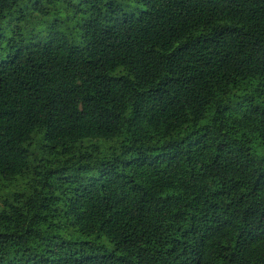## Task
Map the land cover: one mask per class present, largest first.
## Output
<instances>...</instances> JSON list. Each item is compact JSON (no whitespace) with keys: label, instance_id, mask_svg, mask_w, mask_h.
I'll return each mask as SVG.
<instances>
[{"label":"trees","instance_id":"1","mask_svg":"<svg viewBox=\"0 0 264 264\" xmlns=\"http://www.w3.org/2000/svg\"><path fill=\"white\" fill-rule=\"evenodd\" d=\"M30 6L79 37L0 41V264H264V0H0V25Z\"/></svg>","mask_w":264,"mask_h":264},{"label":"rangeland","instance_id":"2","mask_svg":"<svg viewBox=\"0 0 264 264\" xmlns=\"http://www.w3.org/2000/svg\"><path fill=\"white\" fill-rule=\"evenodd\" d=\"M55 21H57L56 23L61 24L59 27L61 31L64 30L65 32H68L69 30H75L80 18L75 16L72 11L67 12L62 10L61 13L58 14L42 16L38 12L34 11L31 6L24 8V10L17 12L14 17L8 18L0 25V41H2V46L7 48L8 44L12 42V38L15 35L18 38L21 28L24 37L30 41V39L35 35L44 33L48 25L54 23ZM75 31V38H78V31ZM3 49L0 47V57L3 56ZM256 147L258 152L261 153V149L257 145ZM67 236L77 240L92 239L91 237H86L77 233H69ZM99 242L104 244L108 251L113 250V244L106 237L100 239Z\"/></svg>","mask_w":264,"mask_h":264}]
</instances>
